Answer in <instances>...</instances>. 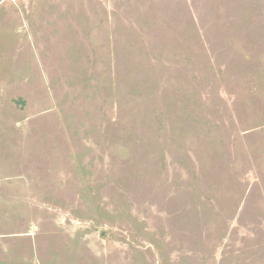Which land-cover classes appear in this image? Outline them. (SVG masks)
Returning <instances> with one entry per match:
<instances>
[{"label": "rangeland", "instance_id": "rangeland-1", "mask_svg": "<svg viewBox=\"0 0 264 264\" xmlns=\"http://www.w3.org/2000/svg\"><path fill=\"white\" fill-rule=\"evenodd\" d=\"M0 264H264V0H0Z\"/></svg>", "mask_w": 264, "mask_h": 264}]
</instances>
